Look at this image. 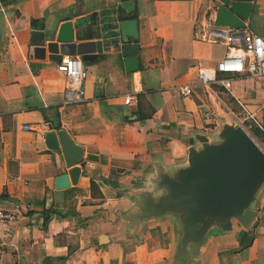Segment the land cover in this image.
<instances>
[{
  "label": "crops",
  "instance_id": "obj_1",
  "mask_svg": "<svg viewBox=\"0 0 264 264\" xmlns=\"http://www.w3.org/2000/svg\"><path fill=\"white\" fill-rule=\"evenodd\" d=\"M123 2L135 5L128 11ZM252 3L244 27L231 28L215 25L217 0H0V207L21 214L0 222V264H172L178 231L171 219L132 234L120 221L106 243L100 240L114 211L131 207L126 196L149 185L157 161L185 162L196 133L214 137L245 108L264 122V78L220 73V81L197 84L191 96L177 90L196 83L200 68L217 66L228 34L264 37V0ZM83 16L101 33L116 20L136 19L138 68L122 47L107 44L85 63L86 101L66 105L60 60L36 49ZM127 96L139 102L128 105ZM59 130L85 149L78 182L60 189L56 179L71 167L56 144ZM256 210L252 245L238 249L237 237L214 236L202 264H264V191Z\"/></svg>",
  "mask_w": 264,
  "mask_h": 264
},
{
  "label": "water",
  "instance_id": "obj_2",
  "mask_svg": "<svg viewBox=\"0 0 264 264\" xmlns=\"http://www.w3.org/2000/svg\"><path fill=\"white\" fill-rule=\"evenodd\" d=\"M217 3V27H244L243 19L251 13L252 0ZM134 5L121 3L128 11ZM90 23V18L83 16L62 24L56 38L37 48V52L48 50L51 59L60 61L64 55H78L88 63L96 60L109 44L122 47L127 62L138 68L139 46L131 43V39H138L136 19L116 20L112 29L103 33L94 26L86 27ZM215 30L226 35L223 29ZM236 34L241 36L243 31ZM89 36L97 39L88 40ZM195 140L185 162L172 166L155 163L149 185L126 196L131 207L114 211L115 219L110 221L109 233L101 237L102 244L117 230L120 221L126 224V234H132L148 222L168 218L178 231L172 264H202V254L214 236L237 237L238 249L252 245L253 227L259 216L256 204L264 191V148L237 121H224L214 137L198 132ZM56 144L62 149L66 166L71 167L68 173L57 177L56 188L60 189L78 182V164L84 160L85 149L64 130L58 131ZM86 157L97 160L92 154Z\"/></svg>",
  "mask_w": 264,
  "mask_h": 264
},
{
  "label": "built area",
  "instance_id": "obj_3",
  "mask_svg": "<svg viewBox=\"0 0 264 264\" xmlns=\"http://www.w3.org/2000/svg\"><path fill=\"white\" fill-rule=\"evenodd\" d=\"M227 50L224 57L215 68H200L196 83L178 85L177 90L183 97L194 94L197 84L209 85L220 81V73H238L254 78H264V37L252 31H244L239 37L226 36ZM58 69L67 77V88L64 92V104L73 105L86 101V81L88 69L81 56H67L58 64ZM126 104L136 105L139 100L127 96ZM239 120V119H238ZM240 120L252 121L264 130V122L258 121L255 113L244 109ZM21 216L0 207V222L7 225L15 222Z\"/></svg>",
  "mask_w": 264,
  "mask_h": 264
},
{
  "label": "trees",
  "instance_id": "obj_4",
  "mask_svg": "<svg viewBox=\"0 0 264 264\" xmlns=\"http://www.w3.org/2000/svg\"><path fill=\"white\" fill-rule=\"evenodd\" d=\"M252 122V121H251ZM252 127H251V132L253 133L254 136H256L257 138H259L262 141V144L264 145V130H262L257 124H255L254 122H252ZM98 186L95 183V181H92V190L93 193L97 195V190ZM101 198H103V196H100Z\"/></svg>",
  "mask_w": 264,
  "mask_h": 264
},
{
  "label": "rangeland",
  "instance_id": "obj_5",
  "mask_svg": "<svg viewBox=\"0 0 264 264\" xmlns=\"http://www.w3.org/2000/svg\"><path fill=\"white\" fill-rule=\"evenodd\" d=\"M237 122L241 123L246 130H248V132L256 139V141L264 148V145L262 144V141L257 138L256 136L253 135V133L251 132V127H252V122L251 121H243V120H236Z\"/></svg>",
  "mask_w": 264,
  "mask_h": 264
}]
</instances>
